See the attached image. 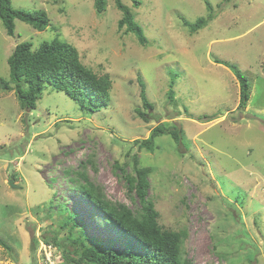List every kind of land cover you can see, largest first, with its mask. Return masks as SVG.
I'll return each mask as SVG.
<instances>
[{
    "label": "rangeland",
    "instance_id": "374dc122",
    "mask_svg": "<svg viewBox=\"0 0 264 264\" xmlns=\"http://www.w3.org/2000/svg\"><path fill=\"white\" fill-rule=\"evenodd\" d=\"M105 1L103 13L96 0L11 1L14 9L45 11L44 32L17 20L10 37L0 18V240L6 245H0V264H32L34 257L37 264H64L43 238L57 232L67 240L65 208L88 236L142 253L84 196L76 174L84 172L110 202L137 213L141 204L134 193L130 199L116 168L134 175L135 156L154 169L149 196L160 225L187 232L191 264H264V0H139L137 7L121 0L143 28L146 46L118 30L122 12L116 0ZM208 3L216 19L192 33L184 20L207 16ZM56 38L76 47L97 75L110 77L107 107L83 110L47 86L30 111L14 90L4 89L18 44L37 49ZM223 63L249 79L244 109L240 83ZM140 80L154 106L149 122L137 113ZM161 123L182 127L183 145L163 136L155 152L140 150L135 141L148 139Z\"/></svg>",
    "mask_w": 264,
    "mask_h": 264
},
{
    "label": "trees",
    "instance_id": "16d2710c",
    "mask_svg": "<svg viewBox=\"0 0 264 264\" xmlns=\"http://www.w3.org/2000/svg\"><path fill=\"white\" fill-rule=\"evenodd\" d=\"M12 0H0V18L8 36L13 37L16 31L15 21H21L32 26L38 32H44L50 25L48 14L45 11H28L14 9ZM137 7L139 0H133ZM98 13L106 9L105 0H96ZM118 9L122 12V18L118 22V30L132 33L136 36L141 46L148 44V38L143 28L136 22L135 15L121 0H116ZM209 14L200 17L195 23L184 20V24L190 27L192 33H197L206 28L217 17L208 3ZM31 42L18 44L8 58L10 83L2 79L4 89L15 91L16 97L22 109L34 110L37 102L42 98L47 86L59 92H65L72 100L76 101L81 109L97 112L98 108L107 107L111 101L112 80L109 76H99L80 60L79 52L73 45L54 39L43 42L37 49H33ZM222 64V62H217ZM224 65H228L223 63ZM228 67L235 74L240 83L239 108L244 109L250 100L251 86L248 77L233 66ZM141 101L142 108L137 110L138 116L145 122H149V111L154 109L153 104L146 95V86L142 80ZM174 83H171L173 87ZM171 100L174 99L173 91H170ZM169 136L171 139L183 145V128L175 125L161 123L151 132L148 139L136 140L135 145L140 150L151 153L158 148L157 139ZM134 175L127 174L123 166L116 163V168L123 172V178L127 183L128 196L133 200L134 193L141 209L135 213L125 204L110 202L103 193L101 187L89 181L84 172H77L82 182L79 188L84 196L99 209L105 220L118 227L126 236L131 237L137 243L142 253H135L131 247L120 252L111 245L105 244L97 237H90L86 231L75 221V216L66 208L60 211L64 216L63 228H68V238L62 242L56 232L52 238L44 236V241L61 252L64 264H191L185 257L184 242L187 232L164 230L159 223V213L149 196L152 167L140 166L138 156L133 160ZM62 207H64L62 205ZM34 243L37 246V241ZM0 245L6 247L0 240ZM36 246L32 247L33 252ZM36 262L35 257L32 259ZM32 262V264H37Z\"/></svg>",
    "mask_w": 264,
    "mask_h": 264
},
{
    "label": "water",
    "instance_id": "95a60500",
    "mask_svg": "<svg viewBox=\"0 0 264 264\" xmlns=\"http://www.w3.org/2000/svg\"><path fill=\"white\" fill-rule=\"evenodd\" d=\"M11 184L13 185V182H11ZM14 186V185H13Z\"/></svg>",
    "mask_w": 264,
    "mask_h": 264
}]
</instances>
